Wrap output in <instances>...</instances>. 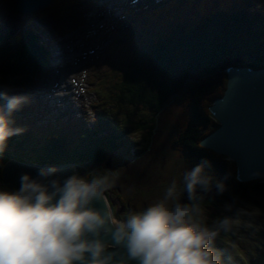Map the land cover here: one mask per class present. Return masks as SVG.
<instances>
[{"label": "trees", "instance_id": "obj_1", "mask_svg": "<svg viewBox=\"0 0 264 264\" xmlns=\"http://www.w3.org/2000/svg\"><path fill=\"white\" fill-rule=\"evenodd\" d=\"M6 1L11 2V0ZM58 2L60 4L50 3L45 10L49 11L55 21L60 19L56 23L58 26L56 31L58 37H61L70 29L61 25V19L67 20L72 27L76 17L78 24L83 25L85 16L83 13H75V9L84 11L88 1L58 0ZM259 9L264 15V2H261ZM209 19L210 17H207V20ZM251 21L243 14H221L211 23L205 22L203 26H200L202 24L200 23L191 30L184 29L185 24H183V31L178 34L172 35L165 31L152 34L153 38L149 42L139 45L142 50L133 46L124 49L127 52L118 56L121 78L114 84L115 95L110 97L111 93L107 92L105 97L109 96L114 104L130 107L131 111H137L139 107L146 110L147 116L140 117L137 122L125 116L127 122L122 124L125 128L133 125L132 128L136 131L148 132L149 137L148 140L146 139L148 142L153 140L158 122L170 109L171 103L174 102L177 106L180 104L181 110H174L176 132L172 135V143L182 152L184 160L194 166L207 159L210 167H206L205 171L214 180L211 192L202 194V198L198 197L203 210L213 207L220 211L226 206L246 208V204H250L264 220V178L238 181L235 176L236 167L232 161L200 145L201 139L217 127V122L209 112L208 106L223 94L226 86L221 85L223 81L221 77H225L224 69L230 65H237L235 59L246 57L250 59L241 65L252 68L264 66V18L260 19L259 23L256 22L258 24L256 29L250 28ZM213 23L216 27L219 25V30H216V27L211 28ZM153 29L157 30L158 24H155ZM174 29L175 32L178 31L176 27ZM247 35L251 36L250 39H247ZM30 36V33H26L18 38L16 41L19 43L18 50L12 49L10 44L13 41L9 42L10 37L0 40V88H4L6 84L23 85L32 81L39 72L38 63L39 60L42 62L44 55L38 44L37 49L32 44ZM140 39H137L138 43ZM109 77V79L103 77L99 84H104L106 79L114 81L113 74ZM116 113L114 111V114L112 112L105 114L98 120L110 124L111 133H103L104 128H97L77 139L65 137L66 135L63 138L52 137L47 146L39 149L35 148V143L26 138L12 136L8 139L4 152L0 153V183L2 184V167L11 157L45 164L70 162L79 168L82 167L87 175L85 179L91 180L94 173L108 174L107 170L103 169L108 157L134 158L142 155L146 149H149L148 143L142 150L132 151L123 147L125 142H122V138L124 140L125 137L122 136L123 132H120L116 120L114 121ZM127 115L132 114L129 111ZM107 118L110 122L106 120ZM20 136L24 134L21 133ZM217 180H222L226 185L222 194L216 191ZM179 191L182 192L183 189ZM183 192L180 200L186 203L187 192ZM250 217L246 226L229 225L219 231L218 235L229 237L232 242L233 240L244 242L234 249L214 247L222 255V264H264V221L262 220L263 226L254 225L250 222ZM243 248L245 253L242 252Z\"/></svg>", "mask_w": 264, "mask_h": 264}, {"label": "clouds", "instance_id": "obj_2", "mask_svg": "<svg viewBox=\"0 0 264 264\" xmlns=\"http://www.w3.org/2000/svg\"><path fill=\"white\" fill-rule=\"evenodd\" d=\"M0 100L3 153L8 139L25 130L13 127L12 114L28 98L5 91ZM206 167L210 162L203 159L185 171L188 202H181L172 181L162 199L122 219L107 205L93 206L113 187L118 172L97 173L91 180L74 173L63 181L54 176L55 167L40 169L35 178L24 173L19 189L0 190V264H222L213 245L229 224L227 218L215 226L205 223L198 197L214 183ZM215 187L218 194L226 189L222 180Z\"/></svg>", "mask_w": 264, "mask_h": 264}, {"label": "rangeland", "instance_id": "obj_3", "mask_svg": "<svg viewBox=\"0 0 264 264\" xmlns=\"http://www.w3.org/2000/svg\"><path fill=\"white\" fill-rule=\"evenodd\" d=\"M120 1H122L121 3H123V1L125 0ZM55 3L60 4V2L58 1H56ZM94 9L95 6H90V10ZM102 9H105V7H102ZM98 10H101V8L99 7ZM25 15L28 14H24L23 19H18L19 22L10 23L7 20L8 26L12 28L14 32H21L25 29L32 28L30 24L33 23L29 22L30 24H25L27 19V16L25 17ZM83 15L85 16L86 20L85 24H78V20L75 17L74 22L76 24L73 22V29L70 26L71 24L68 23L67 20L62 21L61 19V25L64 27L67 26L70 29L65 35L62 34L61 37H58V39H62L63 42L62 44L58 42L60 45L58 46V48H55L56 51L61 52L63 47L67 52V54H64L63 57H59L60 61L63 63V67L60 69L58 74L56 73L55 68H52L54 65H57V63L59 65V59L57 57L55 61H53V63H51V65L49 66L50 70L47 71V68L44 69L45 73L43 74V77L41 76L42 74L38 72L42 69V65H38V71H35L38 73L35 75V78L32 81L27 82L23 85H11L9 86V89H6L7 95L9 96L23 95L28 98V102L25 103L18 110L19 112H26L27 114L24 113V120L29 119V121H32L33 124H36V122L34 121L37 118L32 117V113L25 108H31L30 103L33 104L36 101L42 102L44 104L48 113L47 115H45L44 110H40V116L42 120L38 121V125L36 126H40V128L47 132H57L60 131V129L67 128L69 132L73 133L69 126H71V123L80 124V122H83V126L85 127H83L84 129L91 128L93 125V110L91 108V105L92 103L99 101V99L101 98L100 93L97 90H101L103 88L106 92H109V94L111 93L110 97H112V95H115L114 84L121 78V68L119 62H114V65H116V67L112 65V67L115 68L116 71H114L113 73L114 81L108 80V85L98 86L99 83H96L101 80V78L97 77L96 74L99 73V69L102 71L106 70L110 66L108 63L106 64V66L98 65L96 63V65L93 64L91 68L89 67V69H93L92 73H90L91 70L90 72H86L89 73V75L91 76L90 79L89 75H82L84 73V67L86 66V62H97L100 60L94 57L95 54L90 55L88 53L90 48L89 46H91L90 49H92L93 46H100L101 44V42H98V39L92 40L91 37H86L88 32H91L90 26L94 23L92 22V19L89 18H91L90 16L92 15L96 17L95 11L92 12V14L90 12ZM215 29L219 30V25ZM249 37L251 36L247 35V39ZM30 39L33 42L32 44L34 46L37 43L44 44L41 39H39V42L37 40L36 43L37 37H34L33 35L30 36ZM10 45L13 50H15L14 47L18 46V44L16 46L15 43H11ZM68 46H74V49L71 50L70 53L68 52ZM109 47L110 46H108V48ZM106 49L107 47L104 46H101L100 48V50ZM16 50H18V47L16 48ZM78 56H81L84 59L82 62L78 61V63L74 64V57L76 58ZM46 58L47 56L42 59V62L44 65H49L47 60H45ZM107 59L108 58H104V60ZM249 59L248 57L237 58L234 60V62L237 64H241L246 63ZM49 60L52 61V57L49 56ZM67 73H70V76L76 77L77 82L78 84L80 83L81 88L79 87L78 89H76L75 86H70V88H67L68 90L65 89L68 84L71 85V77ZM81 75L83 76L82 80ZM221 78L223 80H221V85H226V76H222ZM93 79L96 80L93 81ZM56 82L58 84H61L60 86L62 88H59V86V93L56 92L54 94L53 91L55 90L52 85ZM92 82L94 83L92 84ZM94 84H96L97 90L91 89ZM61 97H66L62 104L60 103ZM102 102L103 101H101L100 103ZM69 105L78 108V110H70L71 113H74L71 114V116L73 117L72 120H70L69 116L60 109V107H67ZM99 106H104L102 107V110L105 113H109L110 111V113L112 112V114H114V111L117 112L115 114L116 117L114 116V121L116 120V124L120 127V132H123L122 136L125 137L124 140L122 138V142H125L123 143V147L125 146L126 149L130 148V150L132 151L140 149L142 150L144 146L146 148L147 143L149 144V149H146V151L138 157H108L105 165L103 166V169L107 170V173H109L110 171L119 173V177L118 179H116L113 187H111L104 193L109 207L111 208L114 215L118 219H120L124 216H127L130 212L135 213L146 209L149 205L159 201L164 197L166 189L170 186L172 181L176 182L177 191L179 193V197L181 198L184 192H180L179 190L181 188L183 189V175L185 171L190 170L194 167V165L184 160L185 158L183 157L182 152L179 149L175 148L172 143V135H174L176 132L174 126V110L180 111V104L177 106V104H174V102L171 103L169 107L170 109L164 113L163 118L158 122L159 124L155 134L153 135V140L149 142L146 141V139L148 140L149 137L148 132L136 131L132 128L133 125H131L130 128H125L122 124L126 121L125 116H128L133 122H137L139 118L144 115L147 116L145 109H141L139 107L137 111H131L130 107L129 109L127 106H123L121 104L117 106L113 103L112 100H108L106 102V105L104 103ZM171 106H173V108ZM128 110L131 112L132 115H127V113L129 112ZM216 126H218V123L216 124ZM109 131L110 130H106L105 132L111 133ZM129 144L131 147L129 146ZM61 165V169L65 171V174L71 176L75 173L79 174L80 176H84L85 178L86 173L83 171L82 167L79 168L77 165L70 162H65ZM95 170L98 171V169ZM0 190L12 191L13 189L6 187L5 185L0 183ZM207 211H210L212 213H209ZM204 216L205 223L209 226H215L220 220L224 218H227L229 225H235L238 227L246 226V223H248L250 216H252V218L250 217V222H252V224L254 225L263 226L264 221L262 217L259 216L258 211L256 212L255 207L250 204H246V208L226 206L223 208V210L220 211L218 209L210 207L206 211H204ZM253 220H255V222ZM240 243L242 244L244 242H239V240H233L232 242L229 237H221L220 235H218L213 246L216 248H219L218 246H221L222 249L227 250L228 248H238L241 245ZM242 250V252L245 253V249L243 248Z\"/></svg>", "mask_w": 264, "mask_h": 264}, {"label": "water", "instance_id": "obj_4", "mask_svg": "<svg viewBox=\"0 0 264 264\" xmlns=\"http://www.w3.org/2000/svg\"><path fill=\"white\" fill-rule=\"evenodd\" d=\"M18 10L43 7L42 0H15ZM226 86L223 94L208 107L218 126L204 136L200 145L224 155L235 164L236 179L240 182L264 178V66H230L225 69ZM62 163L45 164L9 159L1 170L2 184L13 190L20 187V177L28 173L37 177L40 169L55 167L54 174L61 181L68 177ZM259 171L260 175H253ZM108 206L104 196L93 206ZM123 253V249L118 250ZM128 264H138L129 261Z\"/></svg>", "mask_w": 264, "mask_h": 264}, {"label": "bare ground", "instance_id": "obj_5", "mask_svg": "<svg viewBox=\"0 0 264 264\" xmlns=\"http://www.w3.org/2000/svg\"><path fill=\"white\" fill-rule=\"evenodd\" d=\"M12 1V0H11ZM50 2H51V0H42V2H41V4H43L42 6L44 7V8H46L49 4H50ZM123 4V6L124 5H126V3L125 2H123L122 3ZM36 11L34 10V9H27V10H25V11H22V13L23 14H33V13H35ZM48 40V39H47ZM47 40H46V38H44L43 39V42L44 43H47ZM50 66V65H49ZM46 68H49V67H46ZM66 127V126H65ZM70 127V126H69ZM44 131V130H43ZM49 133H54V132H49ZM70 176V175H69ZM104 198H105V200H106V197H105V195H104ZM106 202H107V200H106ZM107 204H108V202H107ZM108 207H109V204H108Z\"/></svg>", "mask_w": 264, "mask_h": 264}]
</instances>
